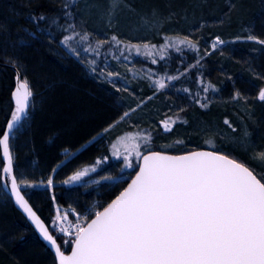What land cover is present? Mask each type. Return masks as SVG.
Returning a JSON list of instances; mask_svg holds the SVG:
<instances>
[{
	"label": "trees",
	"instance_id": "obj_1",
	"mask_svg": "<svg viewBox=\"0 0 264 264\" xmlns=\"http://www.w3.org/2000/svg\"><path fill=\"white\" fill-rule=\"evenodd\" d=\"M65 2L0 0V25H3L0 28V132L6 130V122L14 109L12 93L17 70L23 79H27L33 96L28 117L10 139L15 171L37 181L46 180L50 175L53 177L54 187L22 186V189L58 242L60 237L51 227L57 204L65 209L88 212L97 202L102 210L135 175L138 170L135 158L134 167L126 168L124 157L111 154V144L124 133L150 131L157 150L162 146L170 147L179 139L189 142L188 151L196 148L212 150V145L207 143L209 140L217 148L228 146V137L233 133L225 119L239 129L236 124L238 107L229 100L238 89L249 97L244 107L253 115L251 132L259 142L264 139V102L257 98L259 88L264 87V79L255 74L264 75V46L236 39L237 36H247L249 32L264 38V0H232L236 7L231 11L228 0H125L117 9L111 26L105 17L108 6L101 0H78L72 5L78 26L93 33V41L96 38L110 40L112 35L133 43L150 42L157 46L165 43V36L190 35L198 40L199 52L184 46H181L182 52L170 48L169 54L159 63L135 52H125L121 56L114 45L111 49L105 45L103 54L96 57L85 50L86 44H81L78 49L81 55L77 56L58 42L62 33L56 25H50L56 39L49 40L47 29L38 31L30 13L43 12L49 21L57 17L59 24H63L67 19L63 15ZM45 23L48 22H42L41 27ZM26 29L34 32L35 36ZM217 35L227 43L213 50L211 42ZM205 49L211 55L206 54ZM200 56L204 58L196 64ZM91 59L97 60L95 73L86 62ZM105 66L108 71H119L122 75L118 85L134 90L136 95L117 91L104 81L101 73ZM180 72L184 75H179ZM145 73L156 78H159L156 74L165 73L179 78L169 81L168 88L157 92L130 118L104 132L103 129L117 121L129 105L135 107L138 98L152 96L153 85ZM201 75L220 89L219 92L209 91L212 103L207 108H202L192 98L204 86L200 84ZM184 88L191 91L185 92ZM222 101L227 104L221 106ZM242 104L243 101L238 106ZM180 108L184 111L180 112ZM175 115L182 116L187 122L177 120L173 131L168 134L157 133L149 126L157 118L164 120ZM167 150L172 154L185 151ZM223 151L234 155L229 149ZM104 156L108 159L84 178L87 183H62L72 172L94 164L97 158ZM3 166L0 146V264H55L54 255L5 194ZM128 175V179L117 184L99 182L105 180L100 179L102 176H111L115 179L107 180L117 181ZM53 191L55 201L51 199ZM21 237L26 243L21 241Z\"/></svg>",
	"mask_w": 264,
	"mask_h": 264
},
{
	"label": "snow or ice",
	"instance_id": "obj_2",
	"mask_svg": "<svg viewBox=\"0 0 264 264\" xmlns=\"http://www.w3.org/2000/svg\"><path fill=\"white\" fill-rule=\"evenodd\" d=\"M77 2L78 0H66L63 4V15L67 17L63 24H59L57 17L49 21V17L43 12L30 13L38 31L47 29L49 40L56 39L50 25L58 26L62 33V39L58 42L77 56L81 55L78 50L81 44H86L85 50L96 57L103 54L105 45L109 49L114 45L120 50L121 56L125 52H135L150 58L153 63H159L160 59L167 56L170 48H175L176 52H182L181 46L200 51L198 40L190 35L165 36V43L160 46L150 42L133 43L121 40L116 35H112L110 40L96 38L93 41V33L78 26L76 22L72 5ZM228 2L231 11L236 4L232 0ZM122 3L125 0H110L111 7L106 14L109 26ZM46 21L48 23L41 27V23ZM26 31L35 36L31 30ZM236 39L264 46V38L251 32L244 37L237 36ZM226 43L217 35L211 42V48L216 50ZM205 53L211 55L206 49ZM203 58L200 56L196 64H200ZM86 62L93 73L97 72L96 59ZM255 74L264 79V75ZM121 75L119 71H108L105 66L101 78L112 84L117 91H129L130 95L135 96L134 90L118 85ZM156 75L159 78L150 73L144 74L153 85L152 96L138 98L135 107L129 105L117 121L103 129L104 132L110 131L116 123L130 118L137 109L146 106L147 101L153 99L157 92L168 88L169 81L179 78L167 73ZM179 75H184V72ZM17 81L18 85L13 93L15 107L6 122V130L0 132V146L7 161L2 169L3 186L10 187L15 202L54 249L55 264H264V169L257 171L239 157L217 148L211 140L207 143L212 145V150L196 148L178 154L169 152L168 146L157 150L153 146L150 131L126 132L111 144L112 156L124 157L126 168L134 167L135 158V168L138 170L131 182L102 210L93 207L90 216L83 210L65 209L60 204L56 205L51 227L62 234L58 242L50 226L37 214L22 190V186L54 187L53 177L50 175L46 180L42 178L37 181L29 179L23 173L18 175L14 170L10 137L23 126L33 96L26 78L20 80L18 74ZM200 84L204 86L192 98L202 108H207L212 103L208 97L209 91L219 92L220 89L211 80L205 81L203 75L200 77ZM183 91L191 90L184 88ZM257 98L264 102V87L259 88ZM231 99L246 104L249 97L237 89ZM179 111L183 112L184 109L180 108ZM177 120L187 122L182 116L175 115L160 123L166 132H170ZM225 123L235 130V125L227 118ZM107 159V156L97 158L96 163L82 166L62 183H87L84 178L90 172H95L97 166ZM253 159H258L264 165V151L255 153ZM100 179L115 178L102 176ZM51 199L56 200L54 191ZM70 212L75 213L74 220L69 218ZM20 239L26 243L23 237ZM62 244L65 247L62 248Z\"/></svg>",
	"mask_w": 264,
	"mask_h": 264
},
{
	"label": "rangeland",
	"instance_id": "obj_3",
	"mask_svg": "<svg viewBox=\"0 0 264 264\" xmlns=\"http://www.w3.org/2000/svg\"><path fill=\"white\" fill-rule=\"evenodd\" d=\"M101 2H104L105 4H107V6H108L107 8L109 10V8L111 7L110 1L109 0H101ZM113 23H114V19H113ZM222 46L223 45L219 46L217 49H219ZM227 99H229V97H227ZM229 100L231 101V103H233L235 106L238 107L237 109L239 112H237V115H236V119H237L236 124L238 125L239 129L235 127V130H233L232 127H228L231 129L233 135L230 137L227 136L228 140H229L228 146H225L222 144L223 146L221 148H222V150L229 149L231 152H233V154H234L233 156L239 157L241 160L247 162V164L254 167L257 171H261L262 169H264V165H262L258 159H253V155L255 153H258L259 151H264V139L260 140V142L262 143L261 144L259 142V138L255 137L253 135V133L251 132V129H252L251 126L254 124V119H253V115L250 112H248L246 106L244 107V102L241 106H238V104H240V102H242V101H240V102L234 101L231 99V97ZM229 100H227V101H229ZM221 103H223V104H221V106H224V104H227L226 102H223V101ZM165 119H166V117L164 118V120ZM156 120L157 121H151V123L149 125L153 131H155L157 133H158V131H161L162 133H165V134H168L171 131H173L174 125L171 126L170 132H166L163 128V125L160 123L163 119L157 118ZM237 129H238V132H237ZM237 133H239V134H237ZM227 137H226V139H227ZM179 140H180L179 142H174L171 144L170 147H167V148H169L171 150H187V149H189V142L187 140H183V139H179ZM180 142H182V143H180ZM128 178H129V175L126 178H123V179H120L117 181L100 180L99 182H101V183L102 182H109V183L115 182L117 184V183H120L122 181H125ZM41 187L46 188L47 186H41ZM48 188H51V187H48ZM93 207H99L100 208L101 204L96 202L92 205V207L87 212L90 214V216H91ZM69 218L74 220L75 213L70 212ZM55 231H56L55 232L56 235L61 238L62 234H60L57 230H55ZM62 246L64 247V244Z\"/></svg>",
	"mask_w": 264,
	"mask_h": 264
},
{
	"label": "water",
	"instance_id": "obj_4",
	"mask_svg": "<svg viewBox=\"0 0 264 264\" xmlns=\"http://www.w3.org/2000/svg\"><path fill=\"white\" fill-rule=\"evenodd\" d=\"M16 74L18 75L19 74V77H20V80H23V76L21 75V73L19 71L16 70ZM18 85V81H17V76H16V80H15V89ZM14 89V91H15ZM13 91V93H14ZM13 93H12V102H13V105L15 107V101H14V97H13ZM31 106H32V97H31V100H30V109H29V113L31 111ZM28 113V115H29ZM28 117V116H27ZM25 117V120L26 118ZM19 127V126H18ZM16 133V131L11 135L10 139L13 137V135ZM1 153H2V159H3V162H4V165L6 164V159L4 158L3 156V150H2V146H1ZM14 163V161H13ZM14 170H15V165H14ZM131 182V181H130ZM3 190L5 192L6 195H8V197L12 200L15 208L23 215V217L27 220V222L29 223V225L34 229L35 233L37 234L38 238L40 239V241H42L46 246L47 248L50 250V252L54 255V249L51 247L50 244H48L47 241L44 240L43 236L40 234L39 230L35 228V225L34 223L30 220V218L27 217L26 213L23 212V210L19 207V205L15 202V198L14 196L12 195L11 191H10V187L9 188H5L3 186ZM23 190V189H22ZM38 214V213H37ZM55 257V256H54Z\"/></svg>",
	"mask_w": 264,
	"mask_h": 264
},
{
	"label": "built area",
	"instance_id": "obj_5",
	"mask_svg": "<svg viewBox=\"0 0 264 264\" xmlns=\"http://www.w3.org/2000/svg\"><path fill=\"white\" fill-rule=\"evenodd\" d=\"M56 207H54V209H55ZM64 247H65V245H64ZM67 250V249H66Z\"/></svg>",
	"mask_w": 264,
	"mask_h": 264
}]
</instances>
